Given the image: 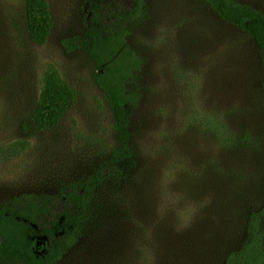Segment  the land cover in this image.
<instances>
[{"label": "rangeland", "instance_id": "obj_1", "mask_svg": "<svg viewBox=\"0 0 264 264\" xmlns=\"http://www.w3.org/2000/svg\"><path fill=\"white\" fill-rule=\"evenodd\" d=\"M22 1L0 0V205L77 187L116 164L123 175L97 189L90 229L57 264H224L264 205L250 190L264 189V75L254 41L204 1L142 0L125 25L140 64L127 108L134 156L124 158L94 62L83 48L67 52V39L86 28L84 0H47L52 28L43 46L20 40ZM235 1L264 12V0ZM47 69L76 97L57 126L35 134L22 123ZM211 122L247 135L256 149L224 147Z\"/></svg>", "mask_w": 264, "mask_h": 264}, {"label": "trees", "instance_id": "obj_2", "mask_svg": "<svg viewBox=\"0 0 264 264\" xmlns=\"http://www.w3.org/2000/svg\"><path fill=\"white\" fill-rule=\"evenodd\" d=\"M208 4L229 29L252 39L258 50L264 75V12L235 0H200ZM25 30L23 44L43 46L50 35L52 17L47 0H23ZM142 0L132 7L121 0H84L86 28L67 39V52L83 48L94 62V81L105 94L112 114L113 128L124 158H131V133L127 108L136 103L130 84L139 60L125 42V25L138 14ZM16 31L19 28L16 26ZM76 97V91L54 69H47L38 98L22 123L35 134L50 132L65 117ZM261 108L264 111V97ZM30 123L29 125H27ZM213 133L221 135L226 148L256 149L247 135L231 133L221 124L211 122ZM226 130L224 132L223 130ZM123 175L116 164L99 169L77 187L61 189L54 194L21 195L0 205V264H57L68 250L88 231L97 189L111 177ZM250 190L260 198L264 189L251 183ZM95 200V201H94ZM262 201V200H261ZM247 239L237 250L227 254L224 264H264V205L249 216L245 225Z\"/></svg>", "mask_w": 264, "mask_h": 264}]
</instances>
